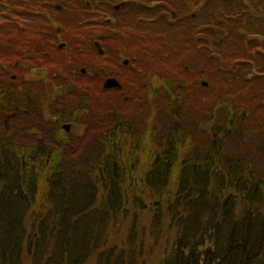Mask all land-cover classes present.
Segmentation results:
<instances>
[{
    "label": "trees",
    "instance_id": "obj_1",
    "mask_svg": "<svg viewBox=\"0 0 264 264\" xmlns=\"http://www.w3.org/2000/svg\"><path fill=\"white\" fill-rule=\"evenodd\" d=\"M85 1L0 0V69L18 63L32 91L33 85L59 90L45 102L50 108L57 97L68 96L71 105L95 93L67 79L96 53L93 29L78 23L123 0H88L90 7ZM257 1L203 0L202 25L210 30L200 33L209 31V41L199 38L189 49L205 60L181 61L178 74L165 67L186 44L175 41L163 18L145 58L165 66L150 87L149 108L127 117L116 102L113 117L105 128L97 124L90 140L65 145L29 136L34 127L27 121L10 136L0 118V264H264V0L260 8ZM54 4L63 12H54ZM67 11L75 22L63 25L67 49L51 46L55 52L46 54L44 29L54 27L43 24L64 22ZM143 11L131 7L126 17ZM124 12L115 18L121 22ZM133 26L131 33L139 29ZM105 43L109 52L113 43ZM9 77L0 75V100L7 103L14 96L5 89L16 83ZM213 88L224 92L213 97ZM42 105L32 108L41 112ZM144 199L152 207L143 217Z\"/></svg>",
    "mask_w": 264,
    "mask_h": 264
},
{
    "label": "rangeland",
    "instance_id": "obj_2",
    "mask_svg": "<svg viewBox=\"0 0 264 264\" xmlns=\"http://www.w3.org/2000/svg\"><path fill=\"white\" fill-rule=\"evenodd\" d=\"M166 3H168V1H166ZM166 3H165V7H166V9H169V7H167L168 5ZM186 6H188V4H186ZM187 9H190L189 14L195 13L194 12L195 7H193L192 5H190V7L188 6ZM184 10H186V9H184ZM90 20H92V19H90ZM197 20H196V23H195V26L193 27V29H191V28L186 29L187 33H188V31L191 32V33H188V34H190L189 35L190 39L194 38V35L197 32V30H201L203 28V27L202 28L200 27L201 25L199 23V22L202 23L203 15L202 14L199 15L197 17ZM74 23L75 22H72L71 25H73ZM175 24H177V23H175ZM196 25H197V27H196ZM176 32L177 31H174L172 33V35H175ZM178 33H180V32H178ZM178 33L174 36V38H176V40H177V38H180L181 40H178V41L181 42L182 39L184 38V36H182V34H181L182 32L180 34H178ZM199 36H201V35L199 34ZM193 48H195V47H193ZM199 49L201 50V48H199ZM196 50L197 49L192 50L194 52V54H192V57L197 59V62L204 61L205 55L203 57L199 54H196V52H195ZM112 52H113V50H112ZM173 60L174 61L172 63H170L167 67H165V71L167 70V68H169L170 70H172V72H171L172 74L173 73L178 74L181 71H183V68L180 65L181 61L185 62V63L190 61V54L182 55L180 58H178V61H177V59H173ZM100 62L101 61H99V59H98L96 65H99ZM198 65L200 68L204 67V64H202V63H200ZM88 70H89V72L85 69V75L83 76V79H85L89 82L92 79H94V81L97 82V86H95V87H96V89H99V90H100V88H102L103 82L107 79V77H109L111 74H115L114 70H109V68H108L106 70L103 69V71H104L103 74H98V76L93 78L94 77L93 73L96 74L98 72H94L93 69L92 70L88 69ZM143 72H144L143 77H137L138 83L136 85L137 87L134 88L135 91L129 93V95L123 94L122 97H120L121 94L116 95V97H109L108 95H104V97L97 98L94 94H91L90 92H88V96H87L86 100L87 101H93L94 100V103L96 101H100L101 103H103L106 106V107H104V112H106V113L101 115L102 113H101V109H100V118L92 117L91 115L89 117L87 116V125H86V127L88 126L87 130H86V127H81V128L76 129V127L74 125H72L71 126L72 134H75L77 136H81V138L86 137L85 141L90 140L92 138V134H91L92 132H90V131L94 130L96 125L100 124V123H102L101 128H105V124H107L110 121V117H113L110 115V114L113 115V112H110V109H112L111 106L115 107L116 102H118V108L123 109L124 112L127 113L126 114L127 117H128V115H132V114L136 113L137 108H139V110H141L142 109L141 105H143L145 108H149V103L147 105V99H149V102H152L150 100L153 97L151 92H150V89H151L150 87L151 86L153 87V85H157L156 83H157L158 78L160 76H162L163 66L160 62L155 61V63H151L150 66H148V68H144ZM13 74H15V73H13ZM14 78H16V77H14ZM9 79H12V77H9ZM261 83H262V81H259L256 84V87L257 86L259 87L258 89H260ZM253 87H255V85H253ZM80 89L82 90L83 88L80 87ZM80 89L76 88L77 94L80 93ZM5 90L7 91V95L14 96V99L16 97V98L20 99L21 102H22V100L24 101L27 99V96H23V94H22V93H24L23 91L20 93V90H19L17 93H14V91H13L14 89L12 86L10 89L7 88ZM10 90H12V92ZM50 90L53 91V88ZM218 90H222L224 92V90L221 88L220 89L213 88L210 90L212 92L213 97H216V94H218V93L221 94V92H219ZM39 91L31 92L29 98L27 99V102H36V101L41 102V104H43L42 105V111L40 112L39 110H36V109L32 108L31 106L27 105V108L25 109L28 112L27 116L23 117L22 113H20L19 115H17V118H14V119L11 118L10 121L5 122V123H7L5 130L9 129L8 131H6V133H8L10 136H13L17 131L16 128H21V126H23L27 120H31V122L34 120H37L40 123L42 129L48 133H51L52 131L55 130V125L51 124V122L46 118L47 116H50L51 113H50V111H48V109H47L48 104H45V102L53 101L54 98L57 96V91H59V90H57L56 92L53 91V93L48 92V90H46V89H42L41 92H39ZM186 91L187 92L190 91V92L194 93L193 89H190V88H188V90H186ZM125 96L128 97V100H126V101L123 100V97H125ZM56 99H57V101L67 102V100H65V99H68V96H66V97L60 96V97H57ZM159 101H160V99H159ZM100 107H102V106L100 105ZM73 110L74 109H72L71 111H73ZM12 111H13L12 107H10V108L7 107L4 109L5 115L11 113ZM63 111L65 112L64 116L67 119H69L70 113H67L68 110L64 108ZM138 111H137V113H138ZM141 111H140V113H141ZM165 111H167L168 116L171 115L170 107L167 106V110H164V112ZM54 112H55V114H58L61 112V109L55 108ZM147 113L149 114V109L147 110ZM38 114L42 115V117H40ZM43 116H46V117H43ZM62 133H65V132L62 130ZM22 135L24 136V132L22 133ZM249 136L252 137L254 140H256L252 134H249ZM58 141L61 144H63L64 142L66 144L68 140H64L63 138H58L57 142ZM51 143H53V142H51ZM93 149H94V147H92V150ZM148 202L149 201H146L144 199V203H143L144 205L138 208L142 211L141 214L143 215V217L147 213V211H144V210H151L150 208L152 207V204H149ZM160 249L162 250V247H160ZM160 253H161V251L158 252L159 257H160Z\"/></svg>",
    "mask_w": 264,
    "mask_h": 264
},
{
    "label": "water",
    "instance_id": "obj_3",
    "mask_svg": "<svg viewBox=\"0 0 264 264\" xmlns=\"http://www.w3.org/2000/svg\"><path fill=\"white\" fill-rule=\"evenodd\" d=\"M97 47L99 48V46L97 45ZM99 52L102 53V51L100 50L99 48ZM105 88H120L119 84L114 81V80H108L106 83H105Z\"/></svg>",
    "mask_w": 264,
    "mask_h": 264
}]
</instances>
